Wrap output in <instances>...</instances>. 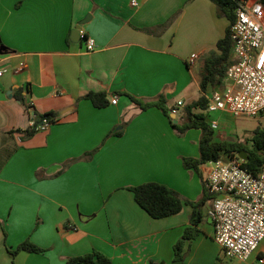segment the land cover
Wrapping results in <instances>:
<instances>
[{
	"label": "crops",
	"instance_id": "crops-1",
	"mask_svg": "<svg viewBox=\"0 0 264 264\" xmlns=\"http://www.w3.org/2000/svg\"><path fill=\"white\" fill-rule=\"evenodd\" d=\"M135 1L0 0V264H65L93 250L112 264H170L187 227L197 233L184 239V264L223 263L209 214L213 195L203 182L207 166L199 175L182 164L199 156V133L179 135L161 109L142 110L128 95L164 97L178 122L184 106L176 114L171 108L202 94L205 61L218 52L230 19L212 0ZM88 15L80 27L93 51L71 38ZM226 83L225 76L205 97ZM89 92L105 93L108 104L95 107ZM28 106L56 113L55 122L30 132ZM149 181L184 201L205 197L201 221L193 226L187 203L177 214L151 217L129 190ZM25 240L43 251L11 255Z\"/></svg>",
	"mask_w": 264,
	"mask_h": 264
},
{
	"label": "built area",
	"instance_id": "built-area-1",
	"mask_svg": "<svg viewBox=\"0 0 264 264\" xmlns=\"http://www.w3.org/2000/svg\"><path fill=\"white\" fill-rule=\"evenodd\" d=\"M132 0V5H136ZM232 47L226 70L227 83L207 97L204 120L212 128L218 127L220 112L232 116H256L264 111V5L259 0H239L230 24ZM79 40L87 51L95 49L94 40L79 27ZM195 54L191 55V59ZM24 64L14 69L23 70ZM6 68L0 69V76ZM111 104L117 103L113 96ZM184 103L178 100L170 113ZM29 125L35 130H47L54 121L40 119L28 106ZM213 114V115H210ZM239 153L226 154V158L206 163L205 185L213 195L209 211L213 220V239L220 245L224 257L248 262L256 255L255 264H264V254L258 253L264 239V159L257 174L243 166Z\"/></svg>",
	"mask_w": 264,
	"mask_h": 264
},
{
	"label": "trees",
	"instance_id": "trees-1",
	"mask_svg": "<svg viewBox=\"0 0 264 264\" xmlns=\"http://www.w3.org/2000/svg\"><path fill=\"white\" fill-rule=\"evenodd\" d=\"M212 1L215 2L219 11L226 15L232 23L234 20V11L239 3V0ZM259 1L264 5V0ZM231 47L232 40L229 27L225 37L217 43L218 52L205 61L200 79L202 94L195 101L184 105V117L182 116V118H185V120L181 126H178V122H173V119L170 117L168 108L165 105L164 97L159 96L155 101L145 102L132 95H128L131 101L137 104L142 110H146L152 106H156L161 109V111L169 119L171 127L179 135H183L191 128H197L200 130L198 142L199 156L197 158L182 157L183 167L193 170L199 175L200 166L209 161L218 159L223 153L229 154L232 152H245L247 154V159L244 160L243 166L252 174L258 173L264 159V127L256 129L253 136V148L251 150H247L245 146L239 142L217 141L214 138V130L204 120V111L207 108V98L204 94L209 88L222 84L226 76V70L230 63ZM84 97L90 100L95 107H103L108 104L106 95L103 92H89ZM34 114L39 119L43 116H47L54 122L57 115L54 112L40 115L36 113ZM32 131H35V129L30 128V132ZM94 151L87 153V155H92ZM129 190L132 191L136 203L153 218H163L177 214L181 212L184 203H187L193 208V212L190 217V221L193 226L197 225L202 219L201 206L206 199L205 197H202L196 202L184 201L176 191L169 188L165 184L154 181L144 182L139 185L129 187ZM205 191H207L206 187ZM196 233L197 230L195 227H187L185 229L183 237L173 246L174 255L170 264H184V239L192 238L196 235ZM19 251L39 253L42 252L43 249L37 247L29 240H25L14 250H11L10 254L15 255ZM65 264H112V260L106 254L93 250L83 255L72 256L66 260Z\"/></svg>",
	"mask_w": 264,
	"mask_h": 264
},
{
	"label": "rangeland",
	"instance_id": "rangeland-1",
	"mask_svg": "<svg viewBox=\"0 0 264 264\" xmlns=\"http://www.w3.org/2000/svg\"><path fill=\"white\" fill-rule=\"evenodd\" d=\"M213 115V114H210ZM184 117V115H182ZM216 118V115H213ZM178 126H181L185 118H178ZM174 122V120H173ZM171 125V124H170ZM264 127V111L256 116L238 115L231 116L227 115L225 118L218 121V127L214 130V138L217 141L226 142H239L242 143L247 150L253 148V136L257 128ZM190 131H197L200 137V130L197 128H191ZM222 156L226 158V153ZM220 259L224 264H230L234 262L232 260L220 255Z\"/></svg>",
	"mask_w": 264,
	"mask_h": 264
},
{
	"label": "water",
	"instance_id": "water-1",
	"mask_svg": "<svg viewBox=\"0 0 264 264\" xmlns=\"http://www.w3.org/2000/svg\"><path fill=\"white\" fill-rule=\"evenodd\" d=\"M89 18V15L86 16L78 25L75 26V28L72 30V33H71V38L72 40H78L79 37H78V32H79V27L81 26V24L87 22ZM174 122H176V120H174ZM239 156L243 159V160H246L247 159V154L245 152H240L239 153Z\"/></svg>",
	"mask_w": 264,
	"mask_h": 264
}]
</instances>
